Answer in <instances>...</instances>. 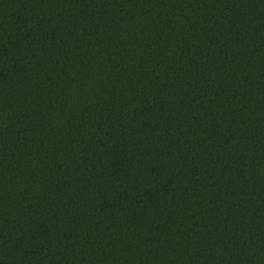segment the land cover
<instances>
[{
  "label": "trees",
  "instance_id": "obj_1",
  "mask_svg": "<svg viewBox=\"0 0 264 264\" xmlns=\"http://www.w3.org/2000/svg\"><path fill=\"white\" fill-rule=\"evenodd\" d=\"M0 264H264V0H0Z\"/></svg>",
  "mask_w": 264,
  "mask_h": 264
}]
</instances>
